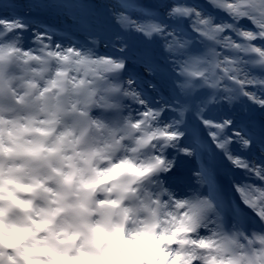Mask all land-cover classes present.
Segmentation results:
<instances>
[{"label": "snow or ice", "instance_id": "obj_1", "mask_svg": "<svg viewBox=\"0 0 264 264\" xmlns=\"http://www.w3.org/2000/svg\"><path fill=\"white\" fill-rule=\"evenodd\" d=\"M44 11L71 23H43ZM72 57L104 69L110 114L146 126L157 153L138 173L156 221L120 239L123 264H234L200 250L264 244V0H0V72ZM173 149L196 161L188 191ZM2 247L0 264H16Z\"/></svg>", "mask_w": 264, "mask_h": 264}, {"label": "clouds", "instance_id": "obj_2", "mask_svg": "<svg viewBox=\"0 0 264 264\" xmlns=\"http://www.w3.org/2000/svg\"><path fill=\"white\" fill-rule=\"evenodd\" d=\"M18 68L0 72L2 250L16 264H123L120 239L156 221L138 174L157 154L149 129L113 118L101 66L72 57ZM262 249L235 239L200 254L256 264Z\"/></svg>", "mask_w": 264, "mask_h": 264}, {"label": "rangeland", "instance_id": "obj_3", "mask_svg": "<svg viewBox=\"0 0 264 264\" xmlns=\"http://www.w3.org/2000/svg\"><path fill=\"white\" fill-rule=\"evenodd\" d=\"M20 3L26 4V3H28V0H20ZM85 3L89 4V5H93V6H95V8H98L101 10H104V6L110 7L112 5L109 2H107L106 0H86ZM138 3H140V2L138 1ZM57 19L62 23H67L70 21L69 18L65 17L63 14H61L60 17ZM63 21H67V22H63Z\"/></svg>", "mask_w": 264, "mask_h": 264}]
</instances>
